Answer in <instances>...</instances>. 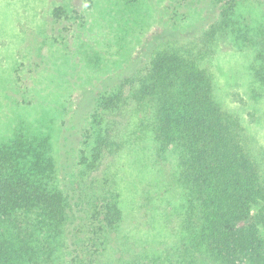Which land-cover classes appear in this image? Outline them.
<instances>
[{
  "label": "trees",
  "instance_id": "16d2710c",
  "mask_svg": "<svg viewBox=\"0 0 264 264\" xmlns=\"http://www.w3.org/2000/svg\"><path fill=\"white\" fill-rule=\"evenodd\" d=\"M200 1L213 14L208 39L224 34L251 48L264 86V1ZM50 16L46 84L35 78L28 86L16 70L19 115L0 140V264H264L263 175L245 150L241 122L214 99L207 72L177 51L154 54L136 98L155 106L159 153L178 154L181 234L141 253L118 244L113 176L93 173L121 148L115 117L140 69L125 73L126 58L114 55L126 57L132 39L111 22L97 23L89 6L56 5Z\"/></svg>",
  "mask_w": 264,
  "mask_h": 264
},
{
  "label": "rangeland",
  "instance_id": "374dc122",
  "mask_svg": "<svg viewBox=\"0 0 264 264\" xmlns=\"http://www.w3.org/2000/svg\"><path fill=\"white\" fill-rule=\"evenodd\" d=\"M136 1V7L126 8L123 0H0V140L9 134L19 115L13 105L18 91L16 70H22L18 75L22 74L28 86L35 85V78L41 88L46 84L45 70L49 72L47 62L51 60L43 39L54 6L70 5L79 11L89 6L97 23L111 22L121 37L129 36L132 40L124 52L126 57L114 56L126 58L122 66L125 73L140 69L139 83L132 92H125L115 117L121 148L105 155L93 174L107 172L113 176L122 212L123 240L119 236L118 244L132 245L141 253L145 247L161 249L179 240V218L186 202L177 180L181 170L178 154L172 149L164 155L159 153L155 106L148 99L136 98L149 60L157 52L177 51L197 61L211 79L221 110L241 122L245 150L263 179L264 86L255 76L257 62L251 48L236 44L224 34L215 41L208 39L213 14L203 11L200 0ZM245 1L253 7L258 0ZM114 51L122 53L118 46ZM40 61L41 67L36 68L34 64ZM32 69L39 70V75ZM78 98L76 92L73 100Z\"/></svg>",
  "mask_w": 264,
  "mask_h": 264
}]
</instances>
